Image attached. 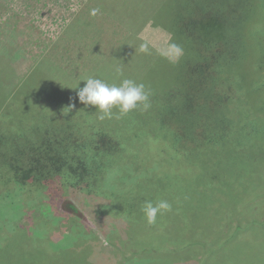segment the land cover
Here are the masks:
<instances>
[{
	"label": "trees",
	"instance_id": "obj_1",
	"mask_svg": "<svg viewBox=\"0 0 264 264\" xmlns=\"http://www.w3.org/2000/svg\"><path fill=\"white\" fill-rule=\"evenodd\" d=\"M85 3L64 31L72 53L82 60L80 70L67 71L49 57L16 75L11 50H0V208L6 202V213L19 212L26 202L16 200L18 189L47 193L46 201L53 203L65 188L95 203L94 214L107 212L113 238L130 250L118 264L194 258L199 264H264V74L254 70L264 69V22L255 11L264 13V0ZM93 10H98L95 15ZM146 25L168 33L166 46L182 49L178 60L141 37ZM141 44H147V53L140 51ZM113 52L121 58L113 65L125 64L126 72L105 61ZM103 67L109 85L123 79L143 83L151 107L119 119H97L96 110L92 114L76 92L89 77L105 81L96 74ZM48 75L56 83L49 93ZM68 90L74 98L65 97ZM69 105H74L70 111ZM239 116L242 125L236 131L241 133L234 134ZM141 118L153 120L149 130ZM218 119L226 125L221 127ZM136 120L139 128L130 125ZM191 120L197 133L188 157L197 180L190 190L168 174L172 158L167 151L168 133L179 132V122ZM148 148L156 165L134 170L125 165L133 158L125 150ZM122 168L129 173L121 176ZM133 178L141 187L124 190ZM159 200H167L172 210L149 225L143 204ZM76 209L67 211L74 221L88 218L77 216ZM34 221L29 229L15 219L8 227L17 231L18 244L32 237L52 253L60 251L46 245V237L53 244V230L44 231L46 222L39 217Z\"/></svg>",
	"mask_w": 264,
	"mask_h": 264
},
{
	"label": "rangeland",
	"instance_id": "obj_2",
	"mask_svg": "<svg viewBox=\"0 0 264 264\" xmlns=\"http://www.w3.org/2000/svg\"><path fill=\"white\" fill-rule=\"evenodd\" d=\"M87 1L88 0H0V50H11L12 67L14 66L13 69H15L16 75L26 72L28 67L32 64L49 57L53 58L55 62L60 64L61 67L67 71L80 70L82 60L78 58L79 55H74L72 53L70 39L64 31H66L69 23L73 21V18L81 7L86 5L85 2ZM255 11L260 15L262 22H264V13H260L257 9ZM140 35L152 47L164 53H170V47L166 46L169 35L162 28L146 25L142 29ZM105 39L106 41L108 40V38ZM260 40H264V36L261 37ZM108 59L111 60L109 64L113 65L116 60L121 58L118 54L113 52L111 58L109 57L105 60L107 64ZM78 60L79 63H77ZM113 66L120 72H126L125 64ZM258 69L260 73L264 74V69L262 71L258 66H256L254 70L257 71ZM39 72L41 71L37 68L36 73ZM107 72L108 69L103 67L99 68L96 74L104 78V82L108 84ZM53 74L55 73L50 75ZM47 77L48 84L50 83L47 87V92L49 93V86L55 87L56 83L49 75ZM260 79L262 80V78ZM53 91L54 90H52L51 93H53ZM73 94V91L68 90L65 97L74 98ZM45 98H48V95H46ZM259 100L260 99L257 98V103ZM89 108L92 114H94L95 109L91 106H89ZM0 111L3 112V109ZM5 112L7 111L5 110L4 113ZM180 119L178 121H180ZM218 120L221 122V127L225 126L227 123L222 119ZM240 120H242V116H239L234 121V134L241 133L240 130L238 132L236 131V128H240L242 125ZM262 121L264 123V118H262ZM141 123H144L142 127L145 126L149 130L150 126L153 125V120L144 121L143 118H141ZM179 124L182 126V128L178 130L179 132L175 134L168 133L171 138L168 142L170 149L167 152L168 157L172 158V160L170 163L171 166H168L169 168L167 170L168 174L172 175V178L180 179V181H178L179 184L191 190V185L195 187L194 182H196L197 179L193 178L191 175V173L194 172L195 166L189 164L192 160L188 156L191 155L190 151L194 147L191 138H194V133L197 132H195V123L193 120L190 121V124H181L180 122ZM130 125L139 128L141 124L136 120L135 123H131ZM176 134H178L179 137L176 136ZM128 153H133V158L127 160L125 165L127 164L130 166L132 170H134V167L137 168L138 165L140 167L149 165L148 168L156 165L149 160V158L153 157V150L150 148H148V150L138 151L125 150L126 156ZM250 158L255 161L261 159L260 157H254L253 154H251ZM217 167L219 174L224 173L223 171H225V169H223L222 166ZM118 170L121 172H119L121 176L129 173L127 168ZM184 170L186 171L185 173L183 172ZM134 184H138L134 182V178L133 181L128 180L124 185V190H132ZM140 184L141 182L139 181V185L136 186L141 187ZM17 192L15 197L16 200H24L26 202L20 207L18 213L15 214L12 211L6 213V202H3V209L0 208V213L3 214V217L0 214V237L3 236V243L0 241V264H118L121 260L127 259L126 257L130 254V250L127 246H123L116 238H113L109 225H107V212H104V214H94L93 210L96 207L95 203H91L94 204L93 208L88 201L85 202V198H80L74 193H70L71 191L65 188L62 191V198L59 202L53 203L47 202L50 198L47 193L43 195L34 194L23 189H18ZM61 206L66 207L67 210H64ZM72 207L79 209V211L76 209L78 212L77 216H87L88 218L84 219L88 220L79 217L74 221V219L71 218L72 214L67 212L72 211ZM87 207L89 209H87ZM36 217H39L42 222H46L43 227L44 231L46 229L50 233V231L53 230V232L50 233V235L54 237L52 239L53 244L49 242V237H46L47 235L41 234L48 238L46 245H52L53 248L57 247L56 250L60 249V251L52 253L49 249L50 247L47 249L40 247L43 243H35L32 237L26 238L23 245L20 246L18 244L17 231L13 229V232H11L12 230L10 231L8 227L13 225L15 219L19 225H26V229H29L35 222L34 220ZM2 220L6 222L8 229L4 228ZM2 230L3 233H5L4 235L2 234ZM27 233H30V231H27ZM200 261L199 258H194L183 262L172 261L171 263L199 264ZM166 264H169V262L167 261Z\"/></svg>",
	"mask_w": 264,
	"mask_h": 264
},
{
	"label": "clouds",
	"instance_id": "obj_3",
	"mask_svg": "<svg viewBox=\"0 0 264 264\" xmlns=\"http://www.w3.org/2000/svg\"><path fill=\"white\" fill-rule=\"evenodd\" d=\"M98 10H93L95 15ZM140 51H149L147 44L140 45ZM182 55V49L176 45H170V58L178 60ZM78 85L74 88L77 89ZM76 96L80 103L86 107L91 106L97 112V119H119L136 109L147 111L151 107L150 93L143 83H137L132 79H123L118 85H109L103 80L89 77L84 81L82 87L78 88ZM74 105L67 107L70 111ZM113 109H117L114 113ZM172 210V205L167 200H159L155 204L145 201L142 207L146 223L155 224L157 216Z\"/></svg>",
	"mask_w": 264,
	"mask_h": 264
}]
</instances>
